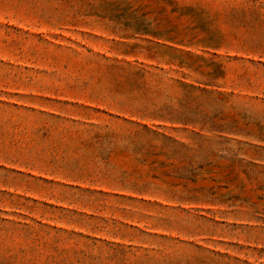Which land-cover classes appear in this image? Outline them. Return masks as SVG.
Listing matches in <instances>:
<instances>
[{
    "label": "rangeland",
    "instance_id": "1",
    "mask_svg": "<svg viewBox=\"0 0 264 264\" xmlns=\"http://www.w3.org/2000/svg\"><path fill=\"white\" fill-rule=\"evenodd\" d=\"M0 264H264V0H0Z\"/></svg>",
    "mask_w": 264,
    "mask_h": 264
}]
</instances>
